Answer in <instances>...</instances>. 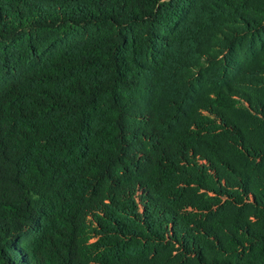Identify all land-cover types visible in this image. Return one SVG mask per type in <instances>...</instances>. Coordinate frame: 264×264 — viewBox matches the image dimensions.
<instances>
[{"label": "trees", "instance_id": "1", "mask_svg": "<svg viewBox=\"0 0 264 264\" xmlns=\"http://www.w3.org/2000/svg\"><path fill=\"white\" fill-rule=\"evenodd\" d=\"M0 264H264V0H0Z\"/></svg>", "mask_w": 264, "mask_h": 264}]
</instances>
